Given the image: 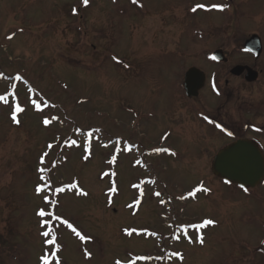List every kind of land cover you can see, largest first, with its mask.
Wrapping results in <instances>:
<instances>
[{"label": "rangeland", "instance_id": "1", "mask_svg": "<svg viewBox=\"0 0 264 264\" xmlns=\"http://www.w3.org/2000/svg\"><path fill=\"white\" fill-rule=\"evenodd\" d=\"M225 5L0 0V264H264V185L216 177L222 139L180 108L215 49L257 34L264 61V0Z\"/></svg>", "mask_w": 264, "mask_h": 264}, {"label": "flooded vegetation", "instance_id": "2", "mask_svg": "<svg viewBox=\"0 0 264 264\" xmlns=\"http://www.w3.org/2000/svg\"><path fill=\"white\" fill-rule=\"evenodd\" d=\"M223 58V62L213 60L211 63L216 70L204 71L207 80L198 96L187 97L183 89V80L181 85L187 102L180 108H190L192 110L196 121H191L198 123H196L197 125L195 124L196 128H199V124H202L200 127L208 132H216L218 136L215 137L223 140L218 142L219 145L213 150L214 156L211 164L213 173L216 155L235 142H253L264 154V121H262L264 120V61L262 54L256 57L248 53L245 61H234L232 57H226L225 53L223 54ZM236 67H244V69L241 73L237 74L234 72ZM247 68H250L255 75L257 74L255 80L249 81L247 79ZM211 76H214L212 85L216 89L215 91L213 90L214 93L211 96L220 100L214 102L208 96L211 99L208 100L211 101L209 103L210 107H216V112L209 111L210 114L207 111V113L203 111L201 109L203 106L199 105L200 103L196 102L195 99L199 98L201 92L211 84ZM221 76L224 78L223 82L220 80ZM187 103L190 107H187ZM220 110L222 111L220 112ZM233 114H238L239 117L236 118ZM227 117H230L232 121L230 122V119L226 120L225 118ZM237 120L238 122H236ZM234 187L237 186L234 185Z\"/></svg>", "mask_w": 264, "mask_h": 264}, {"label": "water", "instance_id": "3", "mask_svg": "<svg viewBox=\"0 0 264 264\" xmlns=\"http://www.w3.org/2000/svg\"><path fill=\"white\" fill-rule=\"evenodd\" d=\"M245 50L259 56L262 51L261 39L254 35L245 43ZM214 56L222 59L223 52L218 50ZM244 67H236L234 72L239 74ZM247 79L255 80V75L249 68ZM205 82V74L197 68H190L184 81L188 96H196ZM213 170L219 176L245 187H254L264 179V157L255 144L249 141H238L222 150L214 160ZM264 244V241H263Z\"/></svg>", "mask_w": 264, "mask_h": 264}, {"label": "snow or ice", "instance_id": "4", "mask_svg": "<svg viewBox=\"0 0 264 264\" xmlns=\"http://www.w3.org/2000/svg\"><path fill=\"white\" fill-rule=\"evenodd\" d=\"M133 2H136V0H133ZM87 3H88V0H84V4L86 5ZM197 7H204V5H198ZM214 7H219V6L214 5ZM193 10L195 11V9H193ZM17 110L18 111H23V109H20L19 107L17 108ZM205 119H207V117H205ZM17 123H19V121H17ZM45 123H48V121L45 120ZM73 143H75V142H73ZM58 191H63V189H59ZM205 191H207V189H205ZM39 215L44 216L45 213L43 211H41L39 213ZM65 223H67V221H65ZM213 223H214V221H212V220H205V221H203V225L202 226H207V225H210V224H213ZM69 227H71V225H69ZM43 234H44V236H48L49 235L48 232H44ZM77 235H79V233H77ZM200 243H203V237L202 236L200 237ZM45 264H48L46 259H45ZM117 264H119V262H117Z\"/></svg>", "mask_w": 264, "mask_h": 264}]
</instances>
